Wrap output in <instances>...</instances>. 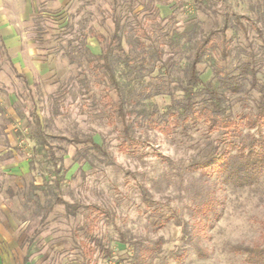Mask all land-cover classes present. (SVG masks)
<instances>
[{
	"label": "rangeland",
	"instance_id": "1",
	"mask_svg": "<svg viewBox=\"0 0 264 264\" xmlns=\"http://www.w3.org/2000/svg\"><path fill=\"white\" fill-rule=\"evenodd\" d=\"M196 1L0 0V250L7 264H249L242 249L264 247V169L252 184L232 185L211 163L191 165L230 136L196 118L168 134L148 123L149 116L162 124L182 111L187 63L226 11L252 18L261 37L245 19L246 32L229 26L223 58L216 32L198 65L200 78L215 80V59L225 71L252 62L258 84L264 82V0H206L202 7ZM113 13L123 26L125 51L141 67L136 76L113 66L125 96L131 93L125 123L139 141L135 151L119 147L126 142L113 107L119 96L100 67ZM236 80L241 89L227 92L224 101L241 124L231 138L264 137V122L260 128L244 123L256 112L260 88L248 76ZM194 95L199 107L202 94ZM37 128L60 164L57 192L48 187V155L34 150ZM86 136L106 155L73 143ZM142 187L151 204L143 201ZM55 195L81 206L56 203ZM88 225L89 236L110 248L108 257L88 251Z\"/></svg>",
	"mask_w": 264,
	"mask_h": 264
},
{
	"label": "trees",
	"instance_id": "2",
	"mask_svg": "<svg viewBox=\"0 0 264 264\" xmlns=\"http://www.w3.org/2000/svg\"><path fill=\"white\" fill-rule=\"evenodd\" d=\"M112 2L116 4L117 0H112ZM196 2L201 7L206 4V0H197ZM243 19L250 22L256 30L258 36L261 37V30L257 27L252 18L244 14L233 12L229 13L227 11L224 12L220 28L218 30L210 31L199 41L187 63L184 75L185 92L184 101L181 106L183 107L182 111H180L177 117H172L173 120L163 122L162 124L156 123V121L150 118L151 116L148 118V123L152 127L166 134L170 133L172 128L177 125L187 127L184 123L188 122L192 118H196L202 119L209 131L220 130L225 133L226 136H230L228 138V142H226L219 150L211 153L204 161L194 162L191 165L193 168L199 169L204 166L205 163H211L212 171H221L222 180L235 186L252 184L258 178L259 173L264 169V137L261 134L258 136L250 135L247 140H241L238 142H236L234 138H231L234 133L237 135L240 134L241 124L236 119L229 117V114L226 112L227 107L224 105L226 93L237 92L241 89V86L238 84L236 79L242 75L249 77V83L251 86H257L260 88L256 112L252 117L246 118L244 122L248 126H256L260 128L264 122V82L258 84L259 81L256 78V71L252 62H242L237 65L234 70L225 71L222 66H220L215 59H213L211 65L215 80L211 83L202 81L198 65L208 49L213 48V35L216 32H219L222 41V47L220 50L221 57L225 58L227 56V46L225 41L226 30L229 26H232L242 32H246V24ZM112 22L113 30L104 44V49L100 57V67L103 70V74L106 76L107 84L119 96L118 101L113 103V107L123 123V134L126 141L121 143L119 147H121L122 150L135 151L137 150L139 141L131 135L129 127L125 123L126 116L129 114V111L125 107L126 104L131 103V99H129L131 93L125 96L124 87L121 86L113 66L115 64L123 66V68L129 70L130 72L134 71V73H137L136 76H141V70H139L141 67L136 63H133V59L123 47V26L120 17L116 13H113ZM175 39L176 41H179L181 38L176 36ZM262 41L264 42V38H262ZM154 54L158 55V50H154ZM131 83L132 82L129 80L126 82V85L130 87ZM147 88L148 84L140 91V95L146 96L145 93H147ZM198 91L202 94L200 100L202 103L199 107L195 105L194 97V94ZM104 97L107 102L112 103L108 92L104 94ZM31 138L35 142V152H45L48 155V163L50 166L49 175L51 179V183L48 187L51 188L52 186V188L57 192L60 188L62 179V175L60 174V164H58L57 158L53 152L45 150L46 140L40 128L33 131ZM73 143H87L96 152L106 155L101 146L98 145V143H96L91 136L83 138L76 137L73 139ZM227 147L235 148L234 154H229ZM141 193L143 201L147 204H151L150 195L145 188H141ZM55 202L65 204L67 207L72 208L81 206L68 205L56 195ZM209 205L206 207H211ZM86 207L87 209L100 211L106 218L109 216V213L106 210L103 208L101 209L97 205L88 204ZM207 211V209H203V215H206ZM89 221L93 223L94 220L91 218ZM85 231H87L89 236V232L92 231V226L88 225L85 228ZM185 231L186 228L184 232ZM88 238V242L93 243L91 246L88 245L89 252L94 251L97 248L103 254V257H108L111 254L110 248L105 246L102 239L94 235H90ZM242 250L244 251L246 260L249 264H264V247H246Z\"/></svg>",
	"mask_w": 264,
	"mask_h": 264
},
{
	"label": "crops",
	"instance_id": "3",
	"mask_svg": "<svg viewBox=\"0 0 264 264\" xmlns=\"http://www.w3.org/2000/svg\"><path fill=\"white\" fill-rule=\"evenodd\" d=\"M0 264H7L6 260L2 259L1 250H0Z\"/></svg>",
	"mask_w": 264,
	"mask_h": 264
}]
</instances>
